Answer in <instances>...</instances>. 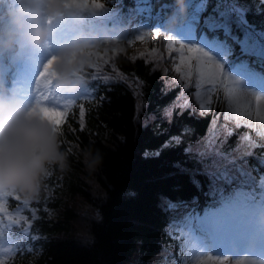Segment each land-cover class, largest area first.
<instances>
[{"label": "trees", "instance_id": "trees-1", "mask_svg": "<svg viewBox=\"0 0 264 264\" xmlns=\"http://www.w3.org/2000/svg\"><path fill=\"white\" fill-rule=\"evenodd\" d=\"M94 2L112 12L142 5L144 10L134 19V26L146 24V34L152 41L148 52L130 57V43L125 34L114 40L93 39L82 49V63L75 69L89 96L76 100L57 139L70 174L80 171L84 175L91 171L105 190L94 198L80 185L61 184L66 186L68 196L81 194L90 201L97 208L99 220L88 225L91 235L88 244L82 245L73 238L55 240L53 236L61 233L60 230L70 233L74 229L75 211L67 206L61 219L51 222L40 210L45 204L42 185L35 195L37 200L13 190L19 194L20 201L38 208V217L32 220L30 208H19L21 202L6 195L0 224L4 225L7 216L18 213L25 216L22 224L28 220L32 224L27 232L23 231L24 224L19 228L7 229V225L3 228L6 242L9 231V240L16 244L17 250L8 258H0V264H162L172 255L176 264H180L178 231L181 228L177 227L172 237L167 234L173 218L172 207L184 205L194 218L207 205L213 206L210 194L223 187L214 173L221 169L236 176L231 161L239 162V167L251 178L242 181L246 185V197L257 199L258 184H264V144L254 142L251 125L244 124L229 132L225 125L217 127L215 123L223 87L214 88L206 114L192 115L185 98L180 97L186 92L168 79L166 60L152 54L158 37L150 35L154 33L153 26L164 29L160 33L164 36L165 29L181 27L189 18H195L198 29L209 26L230 36L232 42L215 35L216 41L227 48V60L242 59L241 62L251 61L264 68V61L259 62L255 57L257 51L252 40L243 35L237 23L225 20L219 13L225 8L236 9L242 26L264 34V0ZM171 12L182 20L178 18L173 23ZM113 47L117 48L112 52ZM80 104H83L82 116ZM215 127L218 129L213 133L216 139L212 146H218L221 152L212 156L203 151L202 145ZM82 156L88 159L89 168L80 159ZM46 166L54 177L60 174L56 164ZM35 233L44 238L33 241Z\"/></svg>", "mask_w": 264, "mask_h": 264}, {"label": "rangeland", "instance_id": "rangeland-1", "mask_svg": "<svg viewBox=\"0 0 264 264\" xmlns=\"http://www.w3.org/2000/svg\"><path fill=\"white\" fill-rule=\"evenodd\" d=\"M143 1L139 0V2ZM67 2L69 0H0V48L4 47L0 51V76L9 67V75L5 80L7 88L4 93L7 96L16 89L14 85L17 80H20L17 74L19 75L20 72L25 71L21 80L22 84L18 86L15 93L26 95V100L21 106L26 107L27 110L47 97H49V104L61 105L76 102L78 98L89 96L83 82L77 77L75 69L81 62L82 49L86 47V44L91 43L93 39L103 37L114 40L125 34L127 35V43H130V57L148 52L152 42L150 41L151 37L146 34V30H148L146 24L140 23L136 27L134 26V19L140 11L144 10L142 5L136 4L135 8L127 11L112 12L99 7L96 9L93 7H65L64 5ZM79 2H88V0H79ZM195 3L197 2L195 1ZM199 5L197 3V6ZM219 13L225 20L237 23L243 35L252 40L253 47L259 53V58L264 59V34H257L242 26L238 21L239 13L236 9L225 8ZM194 22L195 19L186 21L181 29L168 31L166 35L158 37L157 45L152 54L166 60L164 68L168 79L178 83L186 92L185 95H180V97L185 98V104L191 114L202 117L209 110L215 88L207 82L208 69L205 58L201 57L199 64L193 60L190 65H181L182 70L188 71L190 69L188 78L181 80L180 74L175 71V67L179 64V53L168 51L169 45L165 42L164 37H170L179 44L195 47L206 53L208 58L221 66L224 75L229 78L226 83L231 95L225 91L223 93L219 104V112L215 119L217 127L225 125L229 132H235L239 126L251 125L254 131V142L258 145L264 144V101L258 104L255 95H252L264 96V87L253 88L255 82L249 80L247 75L243 74L250 70L254 72H262L263 70L258 69L255 65L250 66V70L248 67L241 68L238 66V61L225 64V46L207 41L209 37H206V34L209 32L204 31L201 34L200 29L194 28ZM26 27L31 30H26ZM152 29L154 32H164L161 27L153 26ZM218 30L215 32H218ZM32 31L43 33L44 38L37 42L33 38L35 32ZM140 35L144 37L142 41L132 42L137 40L136 37ZM229 45L232 44L229 43ZM173 47L178 46L173 45ZM116 48L113 47L112 52ZM20 54L25 56L24 61L27 60L26 69L21 66L22 64L23 66L26 65L24 61L17 59ZM53 58L55 60L64 59L67 64V71L61 76L60 84L54 83L53 78L58 75L54 70L55 75L50 82L49 78L43 80L41 78L45 65ZM10 62L13 64H10ZM38 63H43L42 67L39 71H35ZM29 68H32V71H29ZM12 70H14L13 74ZM201 72L204 73L202 77L198 75ZM198 79L200 81L199 87L196 86ZM50 84H53V86L49 87ZM62 84H66V86H61ZM185 84L188 86L185 87ZM29 96H32V98H29ZM6 98L3 103L7 105ZM231 101L236 108L239 119L237 116H232L228 110ZM201 103L204 104L203 107ZM217 127L212 130L209 136L210 139L208 138L206 144L202 145V147H205L203 151L206 150L212 156L220 155L221 152L218 146H212L215 141L213 139H216L213 133L218 129ZM175 140L173 142H176ZM75 150L76 148H72V151ZM80 159L82 161L84 159L85 166L89 168L86 156H82ZM230 163L234 164L236 176L227 174L226 171H220L221 169L214 173L216 178L222 181L223 187L217 190L214 189V192L210 194L209 198L213 206L207 205L199 216L194 218L188 215L190 210L188 207L184 205L172 207L173 218L167 234L172 237L173 233L177 232V227L181 228L178 231V235L181 237L180 264H185L187 261L189 264H200V261L207 256L224 260L225 264H262V260H264L262 257H258L256 260L250 252L251 249L258 250L261 248L259 241L264 243V184H258L260 192L257 194V199L250 196L246 197V185L242 181H250L251 178L246 171L239 167V162L231 161ZM56 166L60 171L58 176L54 177L53 172L48 171V167L45 166V172L40 177V181L51 182L50 184H39V189L42 185L45 192L43 198L45 204L40 210L45 213L46 218L51 222H58L65 208L70 206L76 214V220L73 222L74 229L70 233H64L65 231L60 230L61 233L55 234L53 238L55 240L73 238L82 245L88 244L91 242L88 225L91 221L99 220L97 208L81 194L68 196L65 190L66 186L61 183L65 182L68 186L80 185L84 191L90 193L94 198L98 197L105 189L91 175V171H88L89 174L87 172L84 175H81L80 171H77V174H70L64 162L62 166L59 164H56ZM220 168L223 169L224 166ZM82 181L83 184L81 185ZM2 191L0 190V206L3 207L6 194ZM12 192L13 189H9L7 196H12L16 201L21 200L15 199L19 195L17 192ZM30 199L37 200L38 197L30 196ZM25 202L22 201L18 204V207L23 209L27 206L30 208L32 220L37 218L38 208L30 207ZM2 214L3 212L0 215ZM4 216L6 215L4 214ZM24 219L25 216L22 213L10 215L7 216L6 221L4 220V225H7L8 229L20 227L24 224V231H27L32 221L28 220L22 224L20 221ZM1 226L2 224H0V229ZM257 227H260L261 232H257L259 239L256 241L254 236ZM1 231L0 258L3 259L13 255L17 248L16 244L8 240L9 235H7L6 244ZM199 235L203 238H200ZM43 238L44 236L36 233L32 236L33 241ZM198 245L199 247L196 248ZM162 264H176L175 257L173 255L167 257Z\"/></svg>", "mask_w": 264, "mask_h": 264}, {"label": "clouds", "instance_id": "clouds-1", "mask_svg": "<svg viewBox=\"0 0 264 264\" xmlns=\"http://www.w3.org/2000/svg\"><path fill=\"white\" fill-rule=\"evenodd\" d=\"M33 38L39 42L44 35L35 32ZM53 70L58 74L53 78L54 83L60 84L61 76L67 71L65 60H55ZM29 111L12 110L0 101V190L13 189L35 196L45 166H62L64 153L60 151L58 133L52 124L38 115L30 116Z\"/></svg>", "mask_w": 264, "mask_h": 264}, {"label": "snow or ice", "instance_id": "snow-or-ice-1", "mask_svg": "<svg viewBox=\"0 0 264 264\" xmlns=\"http://www.w3.org/2000/svg\"><path fill=\"white\" fill-rule=\"evenodd\" d=\"M65 7H93L98 8L102 7L101 4L95 3L94 0L91 2H79V0H69V2L65 3ZM150 35H154L155 37H160L161 34L159 32L150 33ZM137 40L142 41L144 39L143 35L137 36ZM165 42L169 45V52H178L179 53V64L175 67L176 73L180 74V79H187L190 75V69L188 71L182 70L181 65H190V62L195 60L199 64L201 57L205 58V63L207 65V82L216 88H222L223 91L228 92L231 95V92L228 90V86L226 81L229 79L224 75L222 68L219 64L212 61L207 57V54L202 52L200 49L195 47H188L183 44H179L176 41H173L170 37H164ZM176 45L178 47H173ZM89 56L91 53L88 54ZM55 58L49 60L45 65L43 72L41 73V78L44 77L49 78V82L52 77H54L55 73L53 71V64ZM107 63V62H106ZM94 71V67L91 69ZM199 76H203L204 73L201 72L198 74ZM200 81L199 79L196 82V86L199 87ZM185 87L188 85L185 84ZM255 95L256 101L259 104L261 101H264V96ZM48 99L44 98L42 101L40 100L33 108L30 109L29 115H38L42 119H47L53 126V130L57 133H62V126L66 123L67 117L70 115V109L76 105L75 102H68L67 104L55 105L49 104ZM203 107L204 104L201 103ZM80 107V116L84 115L83 104L79 105ZM248 111L247 109L245 110ZM239 119V115H237ZM15 199H20L19 195L15 197ZM5 209L0 206V213H2ZM9 210V209H8ZM200 264H225L224 260L216 259L212 256H207L203 260L200 261Z\"/></svg>", "mask_w": 264, "mask_h": 264}, {"label": "bare ground", "instance_id": "bare-ground-1", "mask_svg": "<svg viewBox=\"0 0 264 264\" xmlns=\"http://www.w3.org/2000/svg\"><path fill=\"white\" fill-rule=\"evenodd\" d=\"M20 27V26H19ZM18 27V28H19ZM37 27H38V25H37ZM26 30H31V29H29L28 27H26ZM32 32H35V31H32ZM200 32L201 33H204V30H200ZM254 48V47H253ZM18 60H20V61H24L25 60V56L24 55H22V54H20L19 55V57H18ZM26 62H27V60L26 61H24V64H26ZM10 64H13L12 62H10ZM26 67H27V64H26ZM29 71H32V68H29L28 69ZM13 72V71H12ZM27 77H30L29 75H26ZM1 87V89H6L7 87H5V86H0ZM14 88H15V86H14ZM13 88V89H14ZM10 99H12V98H8V100H10ZM1 101V100H0ZM9 101H7V106H9L12 110L15 108V104H14V101H13V99L11 100V102L10 103H8ZM17 103H19V102H17ZM20 104V103H19ZM19 104H17V105H19ZM16 108H18V106H16ZM228 110H229V112L232 114V116H237V112H236V108H235V106H234V104H233V102L231 101L230 103H229V107H228ZM262 145V144H261ZM199 247V245L198 246H196V248H198ZM252 251H256L255 249H251ZM261 254L262 255H264V250H263V252H261ZM252 256H254V258L257 260V257H258V254L256 253V254H254V255H252ZM255 260V261H256ZM254 261V262H255ZM264 261V260H263Z\"/></svg>", "mask_w": 264, "mask_h": 264}]
</instances>
